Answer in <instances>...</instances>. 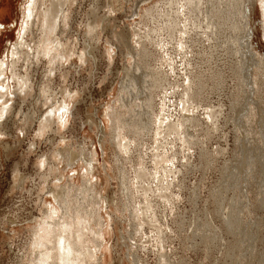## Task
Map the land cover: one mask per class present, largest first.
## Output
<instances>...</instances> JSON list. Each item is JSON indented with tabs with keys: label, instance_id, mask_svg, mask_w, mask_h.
<instances>
[{
	"label": "bare ground",
	"instance_id": "obj_1",
	"mask_svg": "<svg viewBox=\"0 0 264 264\" xmlns=\"http://www.w3.org/2000/svg\"><path fill=\"white\" fill-rule=\"evenodd\" d=\"M245 1L157 0L150 6L141 9L139 7L140 22L147 28L143 32H135L115 30V25L110 27L107 24L109 13L99 14L98 2L93 0L85 11L84 36L79 43L76 37L71 39L72 20L75 18L72 5L76 0H24L16 39L8 54L0 58V142L3 143V148L8 144L2 136L9 132L11 125L24 133L32 122L37 121L34 135L36 138L42 137L48 131L61 134L67 126L69 115H74V107L78 104L80 96L77 88L66 86V80L71 75L70 69L75 64L84 65L88 70L89 80L94 73L91 66L96 57L110 60L114 52L111 41H105L101 52L96 45L99 30L110 29L111 37L117 42L114 46L118 47L120 54L128 61L127 65L123 66L124 75L119 81L116 95L111 104L106 105L102 111L103 119L101 125H98L97 129L100 130L97 131H100V134L97 137L102 150L107 143L116 147L112 152L111 168L118 170L117 176L126 190L128 200L135 199L133 183H137V187L141 188L143 200L140 205L131 204L127 208L125 202H113L114 211L119 212L121 216H125L126 210L128 211L133 220L132 233H139L143 224L152 222L155 217L148 192L169 202L171 189L177 187L181 190L184 187V172L192 167L189 161L191 149H197L198 164L201 168L210 167L216 155L229 152L225 150L226 147L208 149L203 146L199 139L200 133L218 131L222 121H233L235 118L240 120L237 121L242 129L240 133L249 134L253 131V125L256 128L257 137L254 139H250L251 136L234 135L238 155L235 157L233 154V157L224 159L217 167L219 177L214 184L211 183L204 201L205 218L199 221V224L196 223L200 227L202 225V230L199 231L205 249L211 245L217 247L223 232L232 233L227 230L242 222L237 214L241 206L250 205L251 208L245 206V212L249 214L255 202L264 204V115L261 107L256 105L257 102H262L264 111V57L256 50L251 52L247 48V45H251L253 32L248 28L249 16L246 13ZM250 1L251 6L258 5L261 38L264 41V0ZM12 2L13 0H0L1 17L11 12ZM99 5L101 7V4ZM107 6L109 11L112 10V6ZM148 21L155 24L151 27ZM226 22L231 34L224 32ZM239 30H245L244 39L239 35ZM200 36L209 42L214 40L221 47L219 50L222 49L235 58L233 63L228 62L237 85L235 92L227 96L229 111H225L220 102L213 104L207 99L208 90L221 89L223 73L218 68L208 70L198 65L200 61L208 62L211 58V53L206 49L208 46L205 48L203 43H196ZM241 40L246 42L243 59L240 57ZM172 53L178 54L180 58L182 67L178 69L181 71L179 78L174 76L177 73ZM245 56H249V60H245ZM164 65L168 67L167 70L163 69ZM41 66V75L36 82L35 73ZM171 75L175 78L171 79ZM55 78L62 82L57 92L53 91L51 85ZM244 86L247 91L243 92ZM251 92L261 99H254ZM30 94L35 95L37 103L45 106L38 111V115H24L21 113V107L17 106L18 97L20 102L24 103ZM155 97L158 100H155ZM238 98L244 100L243 107L239 105L242 111H232ZM17 113L21 115L20 124L16 122ZM92 120L90 125H95ZM233 131L235 132V128ZM16 136L18 139V134ZM144 136H148L154 143L148 155L150 170L144 166V157L139 151ZM179 151L183 152L182 157L186 160L184 163L178 161ZM82 153L83 149L76 151L72 144L69 145L61 136L57 142H52L48 154H41L37 160L40 170L38 193L46 189L48 197H37L38 215L31 217L23 226L24 247L14 264H98V254L106 247L104 236L113 230V227L110 223L112 210L109 213L106 211L108 199L106 202L105 197L102 198L97 191L100 184L94 172V161L86 158L85 165L79 167L80 175L77 169L76 175H66L58 165L65 163L70 170ZM94 154L95 150L91 156ZM132 156L139 165L132 171L134 182L127 181L126 172L121 166L122 161H130ZM103 168V178L106 182L111 177V172L105 166ZM12 178L14 181L17 179L16 169L13 170ZM153 179H156L154 189L148 184L143 185L145 181L152 182ZM255 181L258 184L257 189L254 196L249 195L247 189H250L251 182ZM194 192L192 189L190 194L193 195ZM213 215L218 217V223L212 220ZM171 220L180 231L182 217L174 216ZM251 220L250 217L246 219L249 226L248 221ZM196 228L198 231V227ZM153 232L151 239L154 245L163 248L162 229L156 226ZM245 235L234 240L235 249L241 252V261L238 264L248 257L246 253L244 257L240 247L244 245ZM189 236L186 235L187 238ZM247 248H252V245ZM100 255L102 260L104 253L101 252ZM159 257L161 264H170L165 253H159Z\"/></svg>",
	"mask_w": 264,
	"mask_h": 264
},
{
	"label": "rangeland",
	"instance_id": "obj_2",
	"mask_svg": "<svg viewBox=\"0 0 264 264\" xmlns=\"http://www.w3.org/2000/svg\"><path fill=\"white\" fill-rule=\"evenodd\" d=\"M92 1L93 0H76L77 4L74 2L72 5V13L75 17L73 20H76H72L71 39L76 37L78 42L80 41L79 43H81L84 36L86 22L85 11L89 9ZM94 1L98 2L97 9L98 12H100L99 14L107 15L109 13V22L108 20L106 22H108L107 24L110 27L115 25L116 27L112 26V28L115 27V30L124 29L128 31L143 32L147 27H144V25L140 22L138 15V12H140L139 7L141 9L146 6H150L157 0ZM23 2L24 0H13L11 12L4 16L6 21L4 17L0 16V24L3 25V27L0 28V58L8 54V50L16 39V33L20 22V11ZM99 4H101V7ZM107 5H109V7L112 6V10L109 11ZM251 5L250 0L245 1L246 13L249 16L248 28H250L253 32L250 43L251 45H247V48H249L251 52L256 50L262 57H264V41L261 38L259 8L257 4L253 6ZM118 7L121 9L119 8L116 10ZM147 23L151 27L155 24L150 21ZM105 30H107V28L101 31L99 30L96 45L98 51L101 52L102 47L105 45V41H111L114 52L112 53L110 60L102 58L101 56L96 57L94 64L91 66L92 72L94 73H92L89 80L87 76L88 70L84 65L77 66L75 64L74 67L70 69L71 75L66 80V86H69L72 89L77 88L80 91V96H78V104L75 103L77 104L74 107L75 113L73 116L69 115L68 122L66 124L67 126L64 127L61 134L48 131L42 137L36 138L34 135L37 121H34L30 124V127L27 129L28 131L26 130V133L24 132L25 134L19 129H16L14 125H11L9 132L2 136V138L7 141L9 147L7 146L3 148V143L0 142V264H14V260L20 255L21 249L24 247L23 242L25 240V233L23 226L31 217L38 215L37 197L40 195L42 197H48L46 189H43L38 193V172L40 170L38 168L37 160L41 154H48V151L52 146V142H57L61 136L64 137V141L69 142V145L72 144L76 151L83 149V155H79L81 160L78 158L71 166L72 169L69 170L70 167H67L65 163H59L58 165L61 167V171L63 173L66 172V175L70 176L73 173V175H76L75 171L77 169L80 175L81 170H79V167L80 165H85L84 160L86 158L93 159L94 172L97 176L98 183L100 184L97 187V191L100 192L102 198L105 197L106 202L108 199L106 211L109 213V211L112 210L110 223L113 230H110L104 236L106 247L101 250V252L104 253L102 260L100 255L101 252L98 254V264H161L162 262L160 261L159 253H165L170 264H238V262L241 261V259H239L241 252L235 249L234 240H238L245 234L246 235L243 238H245L244 245H246H242L240 247L244 257H246V254L248 257H246L244 261L245 263L242 260L243 263L241 262V264H264V204L255 202V206L249 214L245 212V206L250 207V205L241 206L240 211L237 214L238 217L242 219V222L237 223L236 226L234 225L231 230H227L229 232L232 231V233L223 232L222 238L218 239L219 245L217 247L211 245L205 249L203 243L201 242V232L199 231L202 230V225L200 224L201 227L198 225L200 223L199 221L204 220L206 215L204 209L206 203L204 201L208 195V189L219 177L220 172L217 167L222 164L224 159L233 157V154H235V157L238 155L234 135L238 134L239 136H251L250 139L257 137L254 125L253 131L249 132V134L240 133L242 129L237 123V121H240L238 118H235L233 121L231 119H228L226 122L222 121L219 125L220 128L218 131H210L208 134L200 133L199 139L203 142V146L208 149H214L217 146H221L222 148L226 147L225 150L229 152L224 153V155L222 154L223 156L220 154L216 155L213 164L210 167L201 168L198 164L199 160L197 156V149H191V157L189 158V161H191L190 164H192V167L188 171L184 172V187L181 190H178L177 187L172 188L174 191L171 189L172 193L169 200L171 204L163 201L159 197L156 198L157 196L153 195L152 192H148L155 217L152 222L144 223L143 226H145H142V230L139 233H132L133 220L128 215L127 210L125 212V216H121L119 212L114 211L113 202L115 201L118 203L125 202L128 208L131 204L136 206L140 205V201L143 199L141 195V188L137 187V183H133L132 190L135 199L128 200L126 190L123 188V185L117 176L118 170L114 167L111 168V164L113 163L112 152L116 149V147L112 146V148L107 143L104 150H102L98 139L99 137H97L100 134V131H97L100 130V128H97L98 125H101V120L103 119L102 111L106 105L111 104L114 96L116 95L120 85L119 81H121V78L124 75L123 66L125 64L127 65L128 61L122 54H120L118 47L114 46L117 42L111 37L110 29L107 31ZM245 30H243V32L239 30V35L242 39L245 38V36L243 37V34L246 33ZM224 32L231 34L228 22L225 24ZM203 38L200 36V39L198 38V42L196 43H203L205 48L207 45L208 47L206 49L211 53V58L208 62H204L203 60L200 61L198 65L208 70L218 68L221 69L223 73V83L221 89L208 90L207 99L213 104L220 102L222 108L225 111H229V101L227 96L228 94L230 95L235 92L237 85L236 80L233 79L231 70L228 67V62L233 63L235 58L222 49L219 50L221 47L218 46L214 40L211 39L209 42L206 39L203 40ZM240 42L242 45L240 57L243 59V48H245L246 42L243 40ZM213 48H215V50H213ZM172 54L176 65L175 72L177 73V76H174L179 78L178 74H181V71L178 69L182 67L179 62L180 58L178 57V54ZM245 60H249V56H245ZM163 69L167 70L168 67L164 65ZM41 70L42 66L40 69L38 68L35 73L36 82L40 78ZM172 75L170 78H175ZM61 84V80L59 78H55L53 83H51L53 91L57 92ZM246 89L247 87L244 86L243 92L247 91ZM251 95L256 100L261 99L256 97V94L253 95V92H251ZM17 99L19 102L17 106L21 107V113L24 115L27 113L38 115V111L45 108V106L37 103L35 95L33 94L27 96L24 103L20 102V97ZM155 100H158V98L155 97ZM239 105L242 107L244 105V100L241 98L236 100L232 111H242ZM256 105L261 107L264 115L262 107L263 103L257 102ZM18 107H16L15 110H17ZM19 117H21V115L19 116V113H17L16 122L20 124L21 118ZM91 119H93L92 121L95 125H90L89 122ZM244 122H242V124L246 125ZM233 128H235V132L233 131ZM16 134H18V139ZM31 142H34V144H31ZM175 143L177 144V142ZM153 145L154 143L152 140L148 136H144L141 142L142 147L139 146V151L144 157L143 164L149 170L151 168V163L148 161V155L151 152ZM175 148H177V145ZM262 149L264 150V148ZM93 150H95V154L92 157L91 154L93 153ZM184 153L186 154V151H184ZM182 154L183 152L179 151L177 158L179 162L184 163L186 160L185 157H182ZM194 164L197 165L194 166ZM104 166L111 172V177L108 178L106 182L103 178ZM121 166L126 172L127 181L132 180L134 182V172L132 171L139 167V165L136 164L134 156L131 157L130 161H122ZM14 169L17 170V179L15 181L12 178ZM155 180L156 179H153L152 182L145 181L143 185L146 186L148 184L154 189L156 184ZM256 185H258L257 181H255V183L251 182V185L249 186L250 189H247L249 195L254 196V192L257 189ZM192 189L195 191V194L193 195L190 194ZM236 193L239 194L238 189H236ZM190 196L194 197V199ZM155 204H157V206ZM103 206L104 203L102 204V207ZM243 212L245 213L243 214ZM103 214L105 215L104 211ZM174 216L182 217L183 223L180 231L172 223L171 219ZM247 217H250V220L252 219L251 221H248L250 226L246 222ZM212 218L215 223H218V217L213 215ZM156 226H160L163 231V248H158V246L154 245V241L151 239ZM196 227H198V231ZM14 229L16 232H13L15 231ZM121 235L123 237H121ZM186 235L190 236L187 238ZM190 237H193L194 240ZM248 242L252 245V248H250ZM243 247H249L250 249H245ZM250 255H252V257Z\"/></svg>",
	"mask_w": 264,
	"mask_h": 264
},
{
	"label": "snow or ice",
	"instance_id": "obj_3",
	"mask_svg": "<svg viewBox=\"0 0 264 264\" xmlns=\"http://www.w3.org/2000/svg\"><path fill=\"white\" fill-rule=\"evenodd\" d=\"M3 27V25L2 24H0V28H2Z\"/></svg>",
	"mask_w": 264,
	"mask_h": 264
}]
</instances>
